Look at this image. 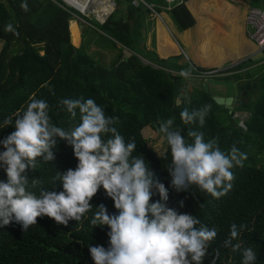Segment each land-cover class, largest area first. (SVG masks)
Returning a JSON list of instances; mask_svg holds the SVG:
<instances>
[{
  "label": "trees",
  "instance_id": "1",
  "mask_svg": "<svg viewBox=\"0 0 264 264\" xmlns=\"http://www.w3.org/2000/svg\"><path fill=\"white\" fill-rule=\"evenodd\" d=\"M124 1L129 4L128 20L133 21L134 26L122 18L117 20L116 13L104 25L98 22L96 26L91 24L102 37L108 39L111 46L119 43L132 53L127 62L123 61L111 68L101 61L92 60L83 47L77 48L80 26L74 19V13L58 0H8V6L0 1V43L3 46L0 55V122L26 107L29 97L35 93L38 99L43 98L49 103L53 123L71 129L79 123V113L72 120L65 110L58 107L59 100L81 97L94 99L104 107L107 115L118 117L115 127L120 134L126 140L136 141L137 150L134 155L142 154L156 177L168 188V205L180 212L196 215L209 227H218V236L209 248L210 254L217 248L220 250L216 264H241L239 253L233 254L230 249L221 247L233 222L247 225V229L241 233L244 247H251L256 252V264H264V75L256 87V91L261 88L262 92L245 123L247 131H242L240 136V128L234 127L229 133H221L216 114L225 110L203 89L199 90L196 97L192 96L190 104L177 106L175 102V81L185 79L179 75L181 70L191 69V76H199L201 72L211 69H200L187 61L179 64L184 54L161 59L153 52L155 58L150 62L157 68L139 62L138 56H143V53L152 54L147 50L148 35L143 31L148 30L149 16L154 11L164 12L162 7H168L167 1L144 0L149 6L154 5L153 10L144 6L135 8L132 0ZM188 1L176 0L171 4L170 11L165 10L172 14L173 20L183 31L196 24L187 6ZM236 1L250 2L253 6L260 2ZM24 2L28 4L27 10L21 7ZM98 2L94 0L93 7L97 6L99 15L104 16L109 9L105 8L106 5L102 8ZM80 6L90 10L87 5ZM9 23L19 33L18 36L6 31ZM159 35L162 40L161 49H166L168 40L165 30H161ZM121 52L124 54L123 49ZM244 65H238L229 72L237 71ZM169 71L177 74L173 75ZM208 104L211 105V112L203 128H199L198 124L185 125L180 120L179 114L184 108L192 111ZM250 105L251 102L245 107L249 108ZM233 116L234 113L230 118ZM169 117L175 118L174 126L183 129L186 138L189 129L202 131L206 141L216 139L222 150L227 151L235 144L247 154L243 167L232 170L235 180L232 190L226 196L217 200L195 187L192 189L195 195L177 193L171 188V178L166 169L171 162L170 150L167 148L162 156H157L143 138L145 128L158 131L159 122ZM13 130L8 128L0 131V138ZM248 132L255 134L254 138L260 141L247 143L244 133ZM247 144H253L254 152L247 151ZM54 153L55 160L49 163L38 158L35 171L28 172L30 182L32 178H39L44 187L50 188L56 171L63 173L69 168H75L77 161L72 147L66 141L57 138ZM0 180H6L2 169ZM32 190L38 194V189ZM55 190L62 189L57 185ZM180 201L184 202L183 208L179 207ZM100 203L107 205L110 214L116 211L113 202L106 198L102 189L92 200L94 206ZM92 215L89 212L82 221H69L67 226L58 225L48 217L38 218L37 225L29 227L26 232L15 222L0 228V264H94L88 246L99 244L107 248L108 229L92 226ZM211 259L210 255L204 264H209Z\"/></svg>",
  "mask_w": 264,
  "mask_h": 264
},
{
  "label": "clouds",
  "instance_id": "2",
  "mask_svg": "<svg viewBox=\"0 0 264 264\" xmlns=\"http://www.w3.org/2000/svg\"><path fill=\"white\" fill-rule=\"evenodd\" d=\"M21 7L27 10L28 4ZM6 31L19 35L11 23ZM191 71L184 69L179 75L187 79ZM58 107L72 120L79 113V123L71 129L57 126L49 103L35 93L26 107L0 122V131L14 129L0 138V169L6 175V180H0V228L15 222L26 232L43 217L67 226L92 212L90 224L108 229L107 248L88 246L94 264H204L210 255L209 264H216L220 250L210 254L209 248L218 236V227H209L196 215L168 205V188L142 154L134 155L136 141L120 134L115 127L118 117L107 115L92 98H62ZM210 112L208 104L192 111L184 108L179 115L183 124L203 128ZM174 124L175 118L169 117L158 125L170 150L166 169L171 188L195 195V187L217 200L226 196L235 180L232 170L243 167L247 154L235 144L222 150L216 139L206 141L202 131L189 129L186 138L183 129ZM57 138L72 147L75 168L56 171L50 188L39 178L30 182L28 172L35 171L38 158L48 163L55 160ZM57 185L62 190H55ZM32 189H38V194ZM101 189L113 202L114 213L104 203L92 204ZM155 196L159 199L154 200ZM179 207H184L183 201ZM246 229V224L233 222L221 247L239 253L241 264H256V252L244 247L241 240Z\"/></svg>",
  "mask_w": 264,
  "mask_h": 264
},
{
  "label": "crops",
  "instance_id": "3",
  "mask_svg": "<svg viewBox=\"0 0 264 264\" xmlns=\"http://www.w3.org/2000/svg\"><path fill=\"white\" fill-rule=\"evenodd\" d=\"M120 1L123 0H118V3ZM166 1L168 7H162L164 12L157 13L154 11V14L158 17L151 15L148 19V33L151 31L150 36L153 39V47H157V53L161 59L184 54V59L179 64H184L187 61L200 69L223 72V77L235 78V81H240L241 87L252 84H256L257 87L263 75H260L261 72H257L256 75L249 76V73L253 69H258V71L263 69L264 59L258 53L255 44L247 37L246 24L249 10L257 7L253 6L250 2H238L236 0H190L187 2V6L195 18L196 24L191 29L183 31L173 20L172 14L167 12L171 10V4L176 0ZM107 4V2H100L102 8ZM258 5L261 8L257 9L264 11V0H260ZM150 7L154 9V5ZM161 24L166 27L174 41L173 43L171 41L170 46L167 45L166 49L164 48L163 50L161 49V35H159L162 30ZM244 63L245 65L239 70L229 72L232 68ZM152 65L157 68L156 65ZM191 77L194 80L196 79V76ZM185 80L186 78L182 81ZM195 81L199 85H202L205 80H201V83L198 82L200 81L198 79ZM192 89L197 91L202 90L191 87L186 92L187 94L183 92L184 97H187L186 100L184 98L187 103L183 105L190 104ZM224 89V85L217 81L209 87L212 96L235 97L238 100L235 107L241 106V101H239L241 92L234 94L233 91H230L227 95L220 94ZM175 92L177 98L176 84ZM252 93L248 94L249 103L251 102ZM244 116L246 115L244 114ZM244 116L241 120L242 122Z\"/></svg>",
  "mask_w": 264,
  "mask_h": 264
},
{
  "label": "rangeland",
  "instance_id": "4",
  "mask_svg": "<svg viewBox=\"0 0 264 264\" xmlns=\"http://www.w3.org/2000/svg\"><path fill=\"white\" fill-rule=\"evenodd\" d=\"M0 1H2L3 3H5L8 6V0H0ZM59 2H61V1H59ZM128 7H129V4L127 2H125L124 0L120 1L119 3H117V7L115 8V11H113L112 13L117 14V20L122 18L125 21L130 22L131 26H134L133 25L134 22L128 20V15H129L128 14ZM255 7L261 8L260 5H255ZM71 11H72V13H74L77 16V17L74 16V19L76 20L77 24L80 26L78 28V31L80 34H79L78 41H77V43H78L77 48L83 47L85 49L86 54L92 60L101 61L108 68H111L115 64L119 65L120 61L123 59V56H124V54H122V52H121V49L125 50V48L119 43L116 44L117 46H113V45L111 46L108 43V39L105 37H102V34L97 32L91 26V24H93V23L96 26L97 22L100 21L97 14H95L93 11L91 12V10H90L87 13L89 18H86L85 16L81 15L77 11H74V10H71ZM153 15H156V14H153ZM109 18L103 22H100V23L104 25L106 23V21L109 20ZM149 18H150V16H149ZM161 25H162V30L164 29L166 34L169 35L166 37V39L168 40L167 45L170 46V42L172 41V43H173L174 41H173L169 31L166 29V27L163 24H161ZM81 26H84L83 30L81 29ZM143 31L145 34L147 33V35H148L147 41H146V47H147V50L152 52V54L149 55V54L143 53V56H138V59H139V62L143 65H152L150 60L153 61V57L155 58V56L153 55V52L157 53V47H153V44H152L153 39L150 36L151 31H149V33H148V30L144 29ZM72 41H74V39H72ZM74 45H75V42H74ZM262 59H264V57ZM263 70H264V68L259 70V71H258V69H253L250 71L249 76L250 75L251 76L256 75L257 72H259V73L261 72L260 75H264V72L262 73ZM172 74L176 75V73H172ZM196 79L200 80V81H198L200 83H201V80H203V79H200L198 77H196ZM195 80L190 76V78L186 79L185 81L196 82ZM216 81L223 84L224 88H225L223 92H220V94L227 95L228 92H230V91H233L234 94H236L238 92L240 93L241 82L235 81V78L220 77ZM260 83H261V81H260ZM258 84H259V82H258ZM254 90L252 91L253 93L251 92L252 93L251 94V100H250L251 105L249 108L245 107V106L244 107L236 106L234 108V111H233L234 116L232 118H230V116H231L230 114H227L223 110H222L223 112H219L216 114L217 122L221 126V133H223V132L229 133L230 129L234 128V127H236V128L239 127L241 132L247 131V129L245 127V123H247L249 119L246 118L243 120V122L241 120H242L244 114L246 116H248V115L250 116V110H251L253 104L258 100V97L260 96V94L262 92L261 88H258L257 91H256V89H254ZM198 92L199 91L192 89L191 97L192 96L196 97L199 94ZM207 94L212 96L211 92H208ZM212 97H214V96H212ZM186 98H185V100H186ZM185 100L182 101L181 106H183V104L187 103ZM194 100H195V98H194ZM244 134L247 136V140H248L247 143H251L254 141H260L259 139L254 138V136H256L255 134L251 135L249 132L244 133ZM240 136H242V134ZM143 138L146 140L147 146L150 149H152L153 152L157 156H162L166 152L168 146L158 131L154 130L153 128L147 127L143 131ZM247 151L254 152L253 144L252 145L247 144Z\"/></svg>",
  "mask_w": 264,
  "mask_h": 264
},
{
  "label": "built area",
  "instance_id": "5",
  "mask_svg": "<svg viewBox=\"0 0 264 264\" xmlns=\"http://www.w3.org/2000/svg\"><path fill=\"white\" fill-rule=\"evenodd\" d=\"M64 6H66L70 10L77 11L81 15L89 18L87 15L88 11H83L80 7L74 6L70 7L67 5L66 0H59ZM111 5L115 8L117 7L118 0H110ZM132 6L139 8L140 6H144L150 10H153L144 0H132ZM75 17H77L74 14ZM110 16V15H109ZM108 19V17L106 18ZM101 22V21H99ZM247 24V37L255 44L258 53L264 57V11L257 8H251L246 17ZM223 72L220 71H205L201 72L199 76H196L200 79H218L219 77H223ZM248 119V116H244V119ZM243 119V120H244Z\"/></svg>",
  "mask_w": 264,
  "mask_h": 264
},
{
  "label": "water",
  "instance_id": "6",
  "mask_svg": "<svg viewBox=\"0 0 264 264\" xmlns=\"http://www.w3.org/2000/svg\"><path fill=\"white\" fill-rule=\"evenodd\" d=\"M98 23L101 24L100 22H98ZM101 25H103V24H101ZM81 29L83 30L84 26H81ZM2 50H3V46L0 43V55H1ZM131 56H132V53L130 51H128L127 49H125L123 59L120 61V63L123 61L127 62ZM215 82H216L215 79H205V81L202 83V85H199L196 82L192 83V82H186V81H176L175 82L176 91H177L176 105L180 106V104L182 103V101L185 98L183 92L184 93L188 92V90L191 87L203 89L205 92L208 93V92H210V90H209L210 85L212 83H215ZM255 87H256V84H252V85H245V86L240 88L241 95L239 97V101H241L240 102L241 105H243V106L248 105V103H249L248 94L251 93L255 89ZM213 100L219 107H221L222 109H225L228 112V114H230V115L233 113L234 107L238 101V100H236L235 97H220V96H214ZM239 132L241 135L242 134L241 130Z\"/></svg>",
  "mask_w": 264,
  "mask_h": 264
},
{
  "label": "bare ground",
  "instance_id": "7",
  "mask_svg": "<svg viewBox=\"0 0 264 264\" xmlns=\"http://www.w3.org/2000/svg\"><path fill=\"white\" fill-rule=\"evenodd\" d=\"M94 0H66L67 5H69L70 7H74L77 5V7H80L83 11H93L95 14H97V16L99 17V20L101 22L105 21L107 17H110L109 15L114 11V6L111 5L110 0H98L99 2L97 4H100V2H107L108 4L106 5V9H109V12L107 14H105L104 16H100L98 13V8L97 6L93 7V2ZM89 2L91 3L89 5ZM87 5L90 10L84 9L83 7H81L80 5ZM90 13V12H89Z\"/></svg>",
  "mask_w": 264,
  "mask_h": 264
}]
</instances>
